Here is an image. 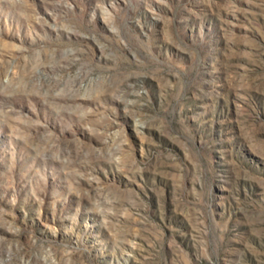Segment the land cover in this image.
I'll use <instances>...</instances> for the list:
<instances>
[{
  "label": "rangeland",
  "instance_id": "1",
  "mask_svg": "<svg viewBox=\"0 0 264 264\" xmlns=\"http://www.w3.org/2000/svg\"><path fill=\"white\" fill-rule=\"evenodd\" d=\"M0 264H264V0H0Z\"/></svg>",
  "mask_w": 264,
  "mask_h": 264
}]
</instances>
